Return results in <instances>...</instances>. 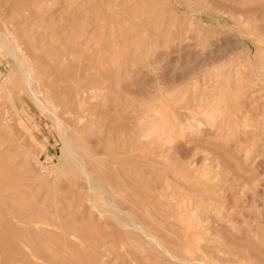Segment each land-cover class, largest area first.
Here are the masks:
<instances>
[{
  "label": "rangeland",
  "instance_id": "374dc122",
  "mask_svg": "<svg viewBox=\"0 0 264 264\" xmlns=\"http://www.w3.org/2000/svg\"><path fill=\"white\" fill-rule=\"evenodd\" d=\"M197 262L264 264V0H0V264Z\"/></svg>",
  "mask_w": 264,
  "mask_h": 264
},
{
  "label": "bare ground",
  "instance_id": "6f19581e",
  "mask_svg": "<svg viewBox=\"0 0 264 264\" xmlns=\"http://www.w3.org/2000/svg\"><path fill=\"white\" fill-rule=\"evenodd\" d=\"M11 53L14 55V57L16 58V61L20 64L19 66H22V69H23V71H24V73L26 74V81L29 83V81H31L30 80V77H31V69L28 67V66H26V65H24L20 60H18V58H17V56H16V54L14 53V51L12 50L11 51ZM17 63V64H18ZM20 69V68H19ZM22 71V70H21ZM23 74V73H22ZM24 75V74H23ZM22 76V75H21ZM24 77V76H23ZM24 77V78H25ZM24 80V79H23ZM27 83V84H28ZM30 84V83H29ZM31 84H32V82H31ZM33 94H34V92H33ZM32 94V95H33ZM35 99V98H34ZM37 101V100H36ZM40 102V101H39ZM43 106V105H42ZM38 107H39V105H38ZM46 111H48L46 108H44ZM53 116H54V118H55V120H56V123H58V124H60L61 122H63V121H61L60 120V118L57 116V115H55V114H53ZM62 124V123H61ZM60 126V125H59ZM58 126V127H59ZM59 129V128H58ZM65 144V143H64ZM67 147V146H66ZM69 147V146H68ZM68 149V148H67ZM72 150V149H71ZM70 150V151H71ZM70 153V152H69ZM72 153H73V151H72ZM73 159H75V158H73ZM77 161V160H76ZM84 168H85V166H84ZM83 167H82V169H84ZM84 171H85V169H84ZM116 179V178H115ZM113 181H115V180H113ZM116 181H117V179H116ZM119 184V183H118ZM116 185V184H115ZM112 187H116V186H112ZM95 203V202H94ZM117 209H119V208H117ZM125 214H126V212L125 211H123ZM105 213V212H104ZM129 214V213H128ZM132 225H133V229L135 230V231H140V227L134 222V221H132V223H131ZM140 233V232H139ZM144 236V235H143ZM146 238V237H145ZM149 239V238H148ZM150 239H152L154 242H156L160 247H162V245H161V243H159L158 241H157V239H155L154 238V236H150ZM151 241V240H150ZM163 248V247H162ZM164 252H165V254L170 258V259H172V260H174V261H177V259L168 251V250H164ZM183 262V261H182ZM198 264H202V263H199V262H197ZM197 263H195V264H197ZM189 264H191V263H189Z\"/></svg>",
  "mask_w": 264,
  "mask_h": 264
}]
</instances>
